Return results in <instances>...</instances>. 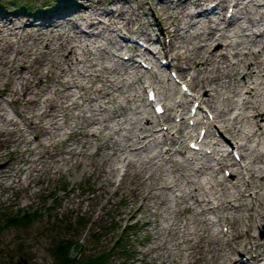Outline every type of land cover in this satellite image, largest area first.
I'll use <instances>...</instances> for the list:
<instances>
[{
	"label": "rangeland",
	"instance_id": "obj_1",
	"mask_svg": "<svg viewBox=\"0 0 264 264\" xmlns=\"http://www.w3.org/2000/svg\"><path fill=\"white\" fill-rule=\"evenodd\" d=\"M62 1L64 0H0V13L17 11L29 13L39 7L51 9L53 4ZM129 1L131 2L130 11L134 10L140 16L143 27L154 29L161 35L162 46L158 43L150 47L147 45L146 53L158 66L162 65V61L169 62V67L163 66L160 71L162 76L159 75L163 81L162 86H158L160 90L168 88V95L166 97L161 95V99L169 109L158 116L161 121V126L158 128L167 136L180 138L176 148L181 149L182 152L173 156L178 164L174 165L161 158H156L148 164H143L139 160L137 169L142 170L146 182L141 184L142 180L138 176L133 184L129 180L120 184L121 176L126 169L124 157L127 152L112 148V142L105 143L104 137L96 139L95 137H86L82 133L83 130L99 133L102 129L100 123L88 124L90 118H95L97 121L106 119L102 123L110 128L118 129L117 119L108 120L107 112L102 111L92 115L89 111L90 103L87 102V96H94V90L85 91L76 87L68 90L64 84L65 81L75 78L78 82L88 85L90 78H96V74L100 73L102 65L105 64L109 67H117L120 71L117 70L112 75L108 74L109 78H117L118 85H122L120 83L122 80L126 81L120 91L108 88L110 95L104 97V100L112 95L115 97L111 104L106 105L108 110H111L115 104L122 103L127 107L125 116L136 120L139 116L136 113L138 111L136 106L144 103L148 105L149 117L157 118L154 114V106L147 103L146 100L149 90L147 85L154 83L151 73L149 70L142 69L140 63H137L140 65L138 70L128 68V72H126L124 66L121 65L122 55L126 56L132 52L130 49H123L120 51L121 53L116 52L114 50L116 47L107 41V36L110 33L107 29L102 31L101 37L96 42L99 41V44H103L113 51L116 57L108 59L107 53H103L92 44L89 51L88 46L85 45L94 38H85L82 41L74 42L77 45V55L84 61L74 66L71 65L73 69L70 71L66 70L63 73L58 65L53 66L47 60L34 64L33 69L44 68L48 72V77L43 79L42 85L34 87V94H31L33 99L38 100L39 105L37 106L24 105L21 101L13 103L17 97L12 90L15 87H20V80L17 78L19 75L17 73L11 77L0 75V90L11 89L0 97V114L4 115L3 119L0 117V129L4 131V134L0 136V165L5 163L2 167L0 166V264H10L12 261H18L21 257L26 258L30 264H56L52 248L62 238L80 242L83 250L76 248L71 250L72 256H76L79 261L92 253L106 252L108 254L107 264H154L152 257L158 252L162 254L165 251L159 249L151 255L145 254V251L160 241L166 242V247L172 250L171 253L174 257L184 264L186 252L182 254L175 248V237L171 231L165 228L175 217L177 210L191 205L192 200L177 208L178 206L176 207L172 200L174 193L162 190L161 184H165L163 181H174L186 191H190L207 180L215 182L226 179V172L237 170L236 166L230 165L219 172L217 179L213 178L212 169L196 172V169L202 164L215 166V161L210 158L208 152L207 156H202L200 153L189 150L188 142L196 140L207 130L214 131L216 135L224 137L227 135L221 129V120L209 123L214 113L206 104L200 102L201 107L197 109L199 116H204V120L201 118L199 124L189 125L191 109L196 107L195 93L190 86L193 73L184 70L186 62L181 54L182 39L179 36L172 37L175 20L170 16L177 12L173 6L174 3L164 4L160 0ZM229 1L230 3L223 4L225 8L221 11L227 17L232 11L231 3H235L236 0ZM238 2V9L248 10L252 14L259 9L258 5L261 0H238ZM217 10L220 11V9ZM125 16L129 17L132 24L128 30L121 31L117 38L123 37L132 44L135 42L130 39H136L134 32L137 31V26L133 23L135 15L128 12ZM243 22L242 19L239 25ZM239 25L231 27L229 34L232 30L238 29ZM31 31L33 30L31 29ZM151 32V36H154L153 31ZM191 32L193 34L195 31L191 30ZM10 38L16 40L13 36ZM139 38V43L135 44L141 49H146V46L140 45V42H144L142 36ZM236 39L238 38L233 40ZM192 42L194 45L197 44V41ZM144 44L146 45V43ZM56 45L57 42H54L53 46ZM246 45H252V43L244 40V45H241L239 49L244 51ZM9 55L11 56V53ZM23 58L31 61L28 56ZM136 58L141 60L139 57ZM87 59L88 61H86ZM59 60L60 58H56L57 62ZM94 62L97 64L92 69L90 65ZM19 64L18 61L15 63V71L20 68ZM64 67L69 68L66 63H64ZM77 68H83L92 75L76 77ZM4 72L9 73L7 68L4 69ZM171 72H176L183 82L189 85L191 89L189 92L193 94L192 96L182 95L184 93L180 92V85L174 84L170 79ZM136 73L142 77L141 82L128 85L127 80L131 82ZM102 79L104 82L105 77ZM101 86V81L95 83V87L100 88ZM83 92L84 94L80 96ZM70 93L73 95L68 100L69 104L75 100L78 102L77 106L71 104L69 107H65V104L61 105L60 102H56L57 107L54 111H46L45 100L47 98L58 101L60 97L61 99H65V96L69 98ZM132 97L136 99L134 100ZM65 113L66 115H64ZM234 113L230 112L228 116H232ZM183 115L185 120L181 122ZM167 116L169 120L163 121ZM179 128L181 131L178 130ZM108 131L109 129L106 130V132ZM74 132L76 135L72 134ZM125 133H127L125 130L119 131L114 134V139L122 140ZM158 136L159 140L164 138L162 134ZM243 143L245 142L240 137L229 140V145L239 154L241 152L240 145ZM97 149V154L90 156ZM160 150L165 151L166 146L162 144L160 147L153 144L150 150L142 155V158L147 160L150 156H156ZM214 156L217 157V155ZM231 161L236 160L230 155L227 163ZM105 167H114L117 170V176L112 183H106L100 179V170ZM189 180H193V184H188ZM178 192L175 191V193ZM196 193L200 195L203 191ZM151 195L154 198H151ZM165 199L168 200V203H161ZM167 206L170 207L168 212ZM191 212L187 211L184 216H177V219L196 220ZM25 214L31 217V221L28 223L19 224V222L12 221L13 218ZM235 214L237 217L241 215V213ZM246 214L242 213L244 217ZM148 220L151 224H145ZM194 224L196 223L193 222V228L189 229L190 232L195 231L197 226ZM222 225V227L216 226L215 229L224 234L229 231V225L227 223H222ZM244 229L241 224L240 230ZM156 233L158 236L162 234L159 240L155 238ZM252 233L264 237V225L255 228ZM243 244L244 240H241L240 248L243 247ZM210 247L213 248L215 245H210ZM211 255V252H207V259ZM214 264H217V261Z\"/></svg>",
	"mask_w": 264,
	"mask_h": 264
},
{
	"label": "bare ground",
	"instance_id": "obj_2",
	"mask_svg": "<svg viewBox=\"0 0 264 264\" xmlns=\"http://www.w3.org/2000/svg\"><path fill=\"white\" fill-rule=\"evenodd\" d=\"M160 2L174 3L173 6L177 11L176 14L170 16L175 20L172 37L179 36L183 41L181 54L186 62L184 70L193 73L190 86L195 93V101L206 104L210 108L214 114L209 123L221 120V129L227 135L224 137L216 135L214 131H206L204 142L212 146L210 158L215 161V166L202 164L196 169V172L212 169L213 178L217 179V175L223 169L230 165L237 167V170L230 172L226 179L215 182L207 180L190 191H186L174 181H163L165 184H161L160 188L174 193L172 200L175 206H178L177 208L192 200L191 205L177 210L173 217L174 220L172 218L165 229L174 235L175 248L182 254L186 252L184 264H201L202 262H204L203 264H214L215 261L217 264H264V237L252 233L255 228L264 225V0L259 3L256 13L252 14L248 10L238 9L239 2L236 0L233 4L235 12L229 17L221 12L225 8L223 4L230 3L229 0H160ZM130 4L129 0H64L53 4L51 9L39 7L29 13L23 11L1 12L0 75L11 77L17 73L19 75L17 78L20 80V87H15L12 90L17 97L13 103L21 101L24 105H39L38 100L33 99L31 94H34V87L42 85L43 79L48 77V72L44 68L33 69L34 64L47 60L53 66L58 65L60 71L65 73L66 70L73 69L72 66L83 63L84 59L77 55L75 41L94 38L91 40L92 43L84 44L88 46L89 51L92 44L93 47L107 53L108 59L116 57L113 51L103 44H99V41L96 42L105 29L110 32L107 41L116 47L114 49L116 52L121 53L120 51L123 49H130L132 52L130 60H123L121 63L126 72H128V68L138 70V60H135L138 56L151 60L146 53L147 49L142 50L136 44L129 45L124 43L121 38H117L121 31L128 30L132 24L129 17L125 16L126 13L131 12L135 15L133 20L137 26L135 34L142 36L149 47L161 41V36L155 41L151 36L153 30L146 26L143 27L140 16L134 10L130 11ZM110 5L116 7L113 8ZM242 19L244 22L239 25ZM234 25H239L238 29L232 30L229 34L230 28ZM99 28L101 29L97 30ZM191 30L195 32L192 34ZM188 34L189 36H187ZM11 36L16 40H12ZM234 38L238 39L233 40ZM191 40L197 41V44L194 45ZM244 40L249 41L252 45H246L245 50L242 51L239 47L244 45ZM54 42H57L56 46H53ZM24 56H28L31 61L24 59ZM56 58H60L59 62L56 61ZM17 61L20 63V68L15 71ZM64 63L69 68L66 69ZM96 64L94 62L90 67L94 69ZM5 68L9 73L4 72ZM117 70V67H109L105 64L102 65L100 73L96 74V78H90L88 85L78 82L75 78L65 81L64 84L68 90L73 87L85 91L94 90L96 96H87V102L90 103L89 111L92 115L102 111L107 112L108 120L117 119L118 129L110 128L102 123L106 119L97 121L95 118H90L88 124L100 123L102 129L99 133L88 130H83L82 133L86 137H95L96 139L104 137L105 143L112 142V148L127 152L124 157L126 169L121 176L120 184H124L126 180L133 184L138 176L142 180L141 184H144L145 176L141 169H137L138 161L141 160L143 164H148L156 158H161L177 165L178 162L173 156L182 152L181 149L176 148L180 138L167 136L158 128L161 126V121L158 116H156L157 118L149 117L150 112L147 110V104L141 103L136 106L138 109L136 113L139 115L136 120L125 116L127 107L122 103H117L111 110H108L106 105L111 104L115 98L112 95L104 100V97L110 95L108 88L120 91L126 83L122 80L120 82L122 85H118L117 78H109L108 74L112 75ZM149 72L154 83L147 86L156 90L158 97L161 95L166 97L168 88L161 91L158 87L162 86V79L157 73L150 70ZM90 75L92 73H87L85 69L77 68L75 76ZM103 77H105L104 82ZM141 79L142 77L136 73L131 82L127 80V84L139 83ZM99 81L102 82V86L95 87V83ZM9 91H11L9 88L0 90V97ZM59 92L61 93L62 90ZM83 94L84 92L80 96ZM72 95L70 93L69 98L65 96V99L60 97L58 101L47 98L45 100L46 111H54L57 107L56 102H60L61 105L65 104V107H69L71 104L77 106L78 102L75 100L70 104L68 102ZM178 106L180 105L178 104ZM230 112L235 113L228 116ZM0 117L3 119L4 115L0 114ZM168 118V116L165 117L163 121L167 122ZM108 129L109 131L106 132ZM121 130L127 132L123 135L122 140L114 139V134ZM178 130L181 131L180 128ZM3 134L4 131L0 129V136ZM72 134L76 135L75 132ZM160 134L164 137L162 140L158 138ZM236 137H240L245 142L240 145L241 160L227 163L230 154L219 156L222 151L220 147L229 146V140ZM153 144L160 147L164 144L166 150H160L156 156H150L147 160L143 159L142 155L148 152ZM97 152L98 149L90 156H94ZM201 155L207 156V152H202ZM214 155H217L218 158ZM4 164L0 166L2 167ZM116 176L117 170L114 167H105L100 170V179L103 182L112 183ZM192 181L189 180L188 184H193ZM176 190L179 192L175 193ZM199 191H203V193L197 194L196 192ZM151 198H154L153 195ZM167 201L165 199L161 203L167 204ZM166 209L168 212L170 207L167 206ZM187 211H192L196 220L177 219V216H184ZM243 212L247 213L245 217L242 215ZM235 213H241V215L237 217ZM211 215H214L215 218ZM193 222L197 227L194 232H190L189 229L193 228ZM147 223L151 224L149 220L145 224ZM222 223L229 225V231L224 234L215 229L216 226L222 227ZM241 224L245 228L243 231L240 230ZM201 226L202 228H200ZM160 236L156 233V240H159ZM241 240H244L242 248H240ZM210 245H215L216 248H211ZM159 249L165 253H156L152 257V263L183 264L174 257L171 253L172 250L166 247V242L159 241L155 246L145 251V254L151 255ZM207 252L212 253L209 259L206 257Z\"/></svg>",
	"mask_w": 264,
	"mask_h": 264
},
{
	"label": "trees",
	"instance_id": "obj_3",
	"mask_svg": "<svg viewBox=\"0 0 264 264\" xmlns=\"http://www.w3.org/2000/svg\"><path fill=\"white\" fill-rule=\"evenodd\" d=\"M27 214L21 217L13 218L12 221L19 224L31 221ZM83 250L79 241L74 239H60L56 245L52 248V253L55 258L56 264H107L108 254L106 252L92 253L89 256H84L81 261L76 256H72V249ZM93 255V256H92Z\"/></svg>",
	"mask_w": 264,
	"mask_h": 264
},
{
	"label": "water",
	"instance_id": "obj_4",
	"mask_svg": "<svg viewBox=\"0 0 264 264\" xmlns=\"http://www.w3.org/2000/svg\"><path fill=\"white\" fill-rule=\"evenodd\" d=\"M10 264H30V263L26 258L21 257L18 261H12Z\"/></svg>",
	"mask_w": 264,
	"mask_h": 264
}]
</instances>
